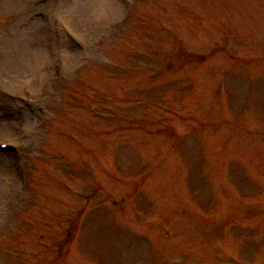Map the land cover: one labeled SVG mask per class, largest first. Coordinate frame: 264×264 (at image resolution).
<instances>
[{
  "label": "rangeland",
  "instance_id": "374dc122",
  "mask_svg": "<svg viewBox=\"0 0 264 264\" xmlns=\"http://www.w3.org/2000/svg\"><path fill=\"white\" fill-rule=\"evenodd\" d=\"M140 1L127 20L135 0H0V142L40 167L21 186L0 155V264H264V0ZM180 11L187 50L221 65L185 68L147 28ZM132 95L137 121L158 97L183 136L114 137L110 101ZM56 114L51 141L34 133Z\"/></svg>",
  "mask_w": 264,
  "mask_h": 264
}]
</instances>
